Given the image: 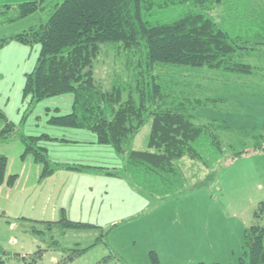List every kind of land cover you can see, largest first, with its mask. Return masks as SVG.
Segmentation results:
<instances>
[{"label": "rangeland", "instance_id": "obj_1", "mask_svg": "<svg viewBox=\"0 0 264 264\" xmlns=\"http://www.w3.org/2000/svg\"><path fill=\"white\" fill-rule=\"evenodd\" d=\"M24 1L30 0H0V6L16 7ZM254 2L261 7L257 6L253 13L259 14L264 2ZM47 13L36 12L25 19L1 24L0 40L45 21ZM263 47L256 48L255 55L243 57L244 63L254 69L251 75L207 68L155 66L153 73L157 81H178L184 85V91L211 101L188 111L195 115V122L209 123L221 142L223 155L207 167L200 161L181 158L176 162L184 178L180 194L148 198L123 174H109L108 167L83 170L76 174L78 177L65 176L60 167L52 176L35 178L34 169L41 170L42 165L33 164L30 153L23 156L22 137L43 133L59 137L63 129L68 138H78L80 134L74 129L49 124L50 116L57 114L52 108L60 100L54 98L33 104L29 97L22 96L25 76L35 66L38 44L28 45L12 39L0 45V130L8 122L13 124L9 137L0 140V154L7 158L6 177L17 174L12 185L0 184V249L7 253L2 256L5 263L152 264L150 252H157L158 264H246L241 247L242 229L252 223L257 202L264 201V152H255L252 148L257 132L259 143L264 146ZM139 57L127 53L119 44L104 43L94 63V78L104 89L114 84L123 87L122 100L129 91L136 100L135 81H144L145 85L149 81L147 75L137 73ZM178 87L175 85V89ZM174 96L181 98L182 95ZM149 129L147 121L133 140L134 149H146ZM55 141L45 139L39 144L51 146L55 157L84 159L98 165L111 166L120 158L107 145L94 142L79 150L71 148L76 145L69 143L68 148L60 149ZM238 151L244 152L243 155L233 158ZM42 183L48 188L49 185L56 187L55 192L54 189L44 192L47 187ZM73 186L78 188L75 195L84 197V203L76 197L65 205L63 212V195ZM56 198L60 199L57 208ZM62 212L66 218L89 220L99 226L64 230V225L47 228L21 217L40 215L60 220ZM97 237L101 239L98 243L67 258L78 247L75 242L83 247Z\"/></svg>", "mask_w": 264, "mask_h": 264}, {"label": "trees", "instance_id": "obj_2", "mask_svg": "<svg viewBox=\"0 0 264 264\" xmlns=\"http://www.w3.org/2000/svg\"><path fill=\"white\" fill-rule=\"evenodd\" d=\"M219 6L222 12L217 10ZM257 6L259 3L252 0H30L16 7L0 6V25L36 12L47 11V18L1 39L0 45L12 39L38 44L35 66L25 76L23 98L29 97L33 104L60 100L52 108L57 114L50 116L49 124L90 133L95 143L109 146L121 159L119 167L108 169L109 174H123L146 196L165 198L179 195L183 188L178 160L188 157L207 167L217 163L223 151L209 123L195 122V115L188 111L211 101L184 91L178 81H157L154 68L185 66L251 75L254 69L244 63L243 57L255 55L256 48L264 46V7L254 14ZM104 43L119 44L127 53L140 56L137 73L147 75L149 81L146 85L135 81L136 100L130 91L122 100L123 87L114 84L104 89L95 80L94 63ZM177 93L181 98L174 96ZM147 121L146 149H134L133 140ZM12 129L13 124L6 123L0 130V140H6ZM257 136L259 132L254 135L252 148L264 152ZM45 139L56 138L45 133L22 137L23 156L30 153L34 162L42 165L41 177L58 167H89L52 163L47 147L39 144ZM243 153L235 152L233 158ZM6 164V156L0 154V184L12 185L16 175L6 177ZM253 218L242 236L243 257L246 264H264V201L255 207ZM61 221L65 228L96 227L66 218ZM100 240L96 238L94 244ZM84 250H73L67 258ZM4 254L0 249V264H6ZM150 257L152 264H158L155 252H150Z\"/></svg>", "mask_w": 264, "mask_h": 264}, {"label": "crops", "instance_id": "obj_3", "mask_svg": "<svg viewBox=\"0 0 264 264\" xmlns=\"http://www.w3.org/2000/svg\"><path fill=\"white\" fill-rule=\"evenodd\" d=\"M219 12H222V10H223V7L222 6H219V8L217 9ZM25 19V18H24ZM41 22H43V20H41ZM30 27V26H29ZM28 27V28H29ZM24 31V30H23ZM70 129V128H69ZM75 130V129H74ZM63 131H64V129H63ZM63 131H60L61 132V136H59V137H54V136H51V137H54V138H56V141H55V143L54 142H51L50 143V145H58L57 146V148L59 147L60 149L61 148H68V146H70L69 145V143H71V144H75L76 146H72L71 148H75V149H79V150H84V145L85 144H92V143H94V137L93 136H91V134L90 133H86V131H82V130H77V132H78V134H80V136L78 137V138H68L66 135V133L65 132H63ZM66 134V135H65ZM85 134H88V135H85ZM52 141V140H51ZM54 143V144H53ZM47 150H48V157H49V160L50 161H52V162H56V163H59V164H61V163H68V164H72V165H75V164H80V165H85V166H89V167H85V168H82V170L81 169H66V168H61V169H59V170H62V171H64V173L63 174H66L65 176H76V177H78V176H80V175H76V174H80L79 172H81V171H83V170H87V169H98V168H94V167H108L109 169H113V168H117V167H119L120 166V162H119V159L118 160H116V162H115V164L114 165H111V166H105V165H98V164H95V162H92V161H88V160H84V159H72V160H70V159H66V158H63V157H55V156H53L52 154H51V151H53L52 150V147L51 146H48L47 147ZM83 152V151H82ZM80 155H83V154H80ZM83 157V156H82ZM118 157V156H117ZM32 160H33V158H32ZM33 164H36V162H34V160H33ZM38 164V163H37ZM58 168H60V167H58ZM58 168L56 169V170H58ZM57 171H55V172H52V173H50L49 174V176H52L53 174H55ZM83 172H85V171H83ZM9 175H17V174H9ZM8 175V176H9ZM41 175V170L40 169H38L37 171L34 169V176H35V178L37 179V178H39V180L41 179V178H44V177H41L40 176ZM16 179V178H15ZM68 179H66V181H67ZM42 182V181H41ZM41 182H39V183H41ZM42 185H44V188H45V186H46V183L44 184V183H42ZM47 187V186H46ZM50 187H51V189H50ZM55 188L56 187H52L51 185H49V188L47 187V189H44V192H47V191H50V192H53V189H54V192H55ZM63 189V188H62ZM72 189H74V190H72ZM77 187H71L69 190H68V192H65L64 193V195H63V201H64V204H62V208H61V211H65V209L67 208V206H65L66 204H68L69 202H70V200H71V202H72V200H74L77 196L75 195V193L77 192ZM61 190V189H60ZM70 190H72V191H70ZM43 192V193H44ZM41 193V191H39V193H38V195ZM43 196V195H42ZM42 196H40V198L42 199V201H44L43 200V197ZM148 198H151L150 196H147ZM66 198V199H65ZM82 203H84V197L82 196V195H79L78 197H77ZM35 200H38V197L37 198H35ZM60 199L59 198H56V203H55V207L57 208V207H59V201ZM79 201H77V203H78ZM260 202V201H259ZM259 202H257V204H256V206L258 205V203ZM94 203V202H93ZM255 206V207H256ZM254 211V210H253ZM253 211H252V223L249 225V226H251L252 224H253V222H254V218H253ZM62 212V215H63V218H66L65 216H64V213ZM21 217H25V218H27V219H29V220H33V221H35V222H39L40 224H44V226L45 227H47V228H51V227H55L56 225H59L60 224V226L62 227L63 226V224L62 223H60L59 221L60 220H62V219H60V220H53V219H51V218H43V216H40L39 215V217H37V216H35V215H23V216H21ZM66 219H68V220H70V221H73V222H83V223H90V224H92V225H95V226H99V224H95V223H93V222H90L89 220H80V218H77V220H75V219H73V218H66ZM92 221V220H91ZM120 222H122V221H120ZM107 223H109V222H107ZM106 223V224H107ZM249 226H245L243 229H242V236H243V233H244V230L247 228V227H249ZM67 229H69V228H67ZM64 230H66V228H64ZM82 230V229H81ZM98 238V237H97ZM76 244H74V245H78V247L76 248V249H87V248H89V247H92V245L95 243V241L94 242H92V243H90V244H87V245H84L83 247H79L81 244L79 243V242H75ZM241 247H242V245H241ZM91 249V248H90ZM89 249V250H90ZM157 253V252H156ZM53 261H56V259L55 258H53Z\"/></svg>", "mask_w": 264, "mask_h": 264}]
</instances>
